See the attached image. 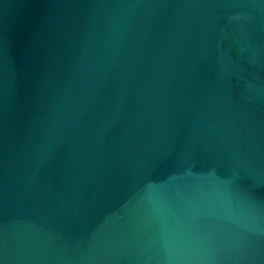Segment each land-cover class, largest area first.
<instances>
[{
    "label": "water",
    "instance_id": "1",
    "mask_svg": "<svg viewBox=\"0 0 264 264\" xmlns=\"http://www.w3.org/2000/svg\"><path fill=\"white\" fill-rule=\"evenodd\" d=\"M0 264H264V0H0Z\"/></svg>",
    "mask_w": 264,
    "mask_h": 264
}]
</instances>
